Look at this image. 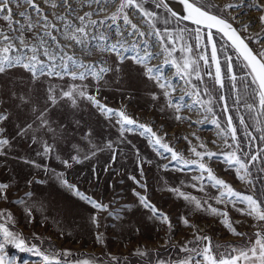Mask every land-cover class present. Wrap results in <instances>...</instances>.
Segmentation results:
<instances>
[{"label": "snow or ice", "instance_id": "obj_1", "mask_svg": "<svg viewBox=\"0 0 264 264\" xmlns=\"http://www.w3.org/2000/svg\"><path fill=\"white\" fill-rule=\"evenodd\" d=\"M156 60L161 63L154 64ZM166 67L174 69L172 76ZM133 73L150 82L152 107L162 115L167 113L189 128L212 124L223 146L220 151L211 150L193 131L181 137L190 153L186 156L167 139L163 125L135 117L125 103L110 106L102 90L114 87L131 102L133 95L126 88ZM177 79L183 82L179 96L175 95ZM87 109L116 129L115 139H96L95 129L82 118L74 120L71 130L59 120L61 115L76 116ZM185 112L202 114V118L192 120ZM70 133H80L86 147L72 142ZM131 135L146 140L156 157L167 161L156 165L163 172L195 169L198 174L191 176L187 186L200 193L210 187L216 194L201 198L183 190L184 180L170 185L161 177L160 190L184 201L187 208L174 223L150 199L145 165L154 162L141 154ZM25 141L35 158L16 153V145ZM63 143L70 145L64 154ZM104 153L108 159L102 171L116 175L121 171L113 166L132 159L139 178L127 173V179L135 185L131 191L137 205L158 231H164L159 247L137 243L127 255L108 250L102 229L109 225L102 214L122 220L132 205L114 209V200L104 203L81 191L68 175L74 165L98 161ZM9 158L28 167L24 177L28 190L13 198L19 184L10 175L0 180V203L19 206L28 224L41 213L43 226L49 217L33 188L54 179L90 209L87 223L103 251L97 256L58 249L35 232L31 240L36 242L30 243L16 230L18 220L11 208L2 207L0 264H17L8 246L38 257L40 264H264V0H0V163L5 168ZM52 160L64 170L52 168L48 163ZM214 160L234 172L248 191H239L219 177L210 163ZM91 173L98 182L97 163ZM40 174L47 178H39ZM230 209L243 219L233 220ZM197 214L217 219L238 241L215 240L195 221ZM54 222L63 236V226ZM178 225L191 235L176 240ZM45 243L47 248L42 247ZM172 250L175 255L166 254Z\"/></svg>", "mask_w": 264, "mask_h": 264}, {"label": "rangeland", "instance_id": "obj_2", "mask_svg": "<svg viewBox=\"0 0 264 264\" xmlns=\"http://www.w3.org/2000/svg\"><path fill=\"white\" fill-rule=\"evenodd\" d=\"M218 2L223 3V0H218ZM245 18L247 19V16H245ZM156 61H153V63L157 65L161 63V60ZM165 72L169 76H172L174 69L166 67ZM205 80L211 85L212 82L208 80L207 77H205ZM175 83L177 85V92L175 95L179 96L181 94L180 89L183 87V82L177 79ZM150 89V82L139 78L133 73L132 77L127 81L126 88V90L130 91L133 95L131 102L125 99L114 87L104 88L102 90V95L107 97V102L112 107H119L121 103H125L128 106V111L135 117H138L142 121H154L157 127L163 125V132H167L168 134L167 139L178 149L184 151L186 156L190 155V153L187 152L186 142L181 139V137L189 135L193 131L208 144L211 150L220 151L223 146L220 144L219 138L217 137V129L212 124L206 122L203 125L197 124L189 128L187 123H177L171 119L167 113L162 115L158 110L152 107V102L148 95ZM224 91L228 94V89ZM187 99L186 97V101ZM229 103H231V100ZM216 111L221 115V119H223V114L219 105H217ZM184 114L190 115L192 120L202 118V114L196 112H185ZM233 115L235 116L236 114L233 113ZM53 117L57 118L55 113ZM76 118H82L83 121L91 123L92 127L95 129L96 139H115L117 136L116 129L108 127L104 119L97 115L94 110L87 109L83 113H78L76 116L70 114L59 116L60 122L67 124L70 130ZM82 131L83 129L80 130L81 133ZM70 135L72 142L79 143L82 147H86V142L80 140V133H70ZM129 139L140 149L143 156L153 160L154 163L152 165H145V173L149 185V196L157 207L167 212L173 218L174 223L176 222L177 216L186 212L187 208L184 201L175 198L167 191L160 190L163 185L161 177L166 179L170 185H179V182L184 180L186 187L183 190L191 192L193 195L201 198L205 197L206 194L208 196L216 194V190L210 187L206 189V193H200L190 186H187L190 183L191 176L198 174L195 169L186 170L184 173L176 171L163 172L156 165L166 163L167 161L160 160L156 157L146 140L137 135H131ZM214 140L217 141V144L212 143ZM193 143H196V141L193 140ZM69 148V144L63 143L61 145L62 154L67 153ZM15 151L20 155H33V158H35L34 153L28 148V142L26 141L18 143ZM125 151L129 150L125 149ZM107 159L108 154L104 153L99 156L98 161H85L83 164L74 165L73 169L68 170V175L72 182L78 184L81 191H85L87 194L102 200L104 203L114 200L115 202L111 205L114 209H120L123 205H132L130 210H126L122 214V220L113 221L112 218L107 217L106 214H102L104 223L109 225L106 229H102L106 232L108 250L113 253H123L127 255L129 250L137 243L145 244L152 248L159 247L163 242L164 231L162 228L158 231V226L148 220L145 211L137 205L136 197L133 196L131 191L135 185L127 179V173L136 174L139 178L132 159L120 160L118 164L113 166L114 168L120 169V175H116L111 172V170L109 172L102 171L103 165ZM48 163L57 171L64 170L63 166L56 160L48 161ZM93 163H97V173L99 175L98 182L92 179L91 168ZM210 163L216 171V174L232 184L235 189L239 191H248L247 187L235 178L234 172L225 170V165L221 162L214 160ZM122 164L125 165V167L121 169ZM28 172L29 169L27 166L11 158H9L6 168L3 163H0V180H6L10 175L14 174L15 180L19 184V191L13 190V198L17 195L22 196L24 192L28 190L24 186V177ZM33 174L36 173L34 172ZM39 178L46 179L47 177L40 174ZM121 179L124 180L122 184L119 183ZM137 190L142 191L138 188ZM33 191L36 199L44 203L45 213L49 217V220L41 226L40 221L43 219V215L38 212L36 214V221L32 224H28L19 206L0 203V208L9 207L16 216L18 220L16 230L22 231L24 236L29 238L30 243L36 242L31 240L32 233L35 232L44 237L45 240H50L58 249H71L73 252H83L86 254H95L97 256L101 255L103 248L101 245L95 243V230L91 229L87 223V216L90 209H88L86 205L62 189L54 179L49 180L46 185H35ZM210 202L214 203V201ZM229 214L233 220L243 219L234 210L230 209ZM193 218L207 234L211 235L220 243H236L239 239L232 236L224 226L213 217L206 214H197ZM54 221H59L63 226V236L60 235L61 229L57 227ZM136 228L140 229L138 234L135 232ZM238 230L251 231L248 227H238ZM190 235V230L184 229L182 226L178 225V231L175 233L176 240H181ZM125 244H127V247H125ZM42 247L47 248L48 244L45 243ZM7 252L10 256L17 258V264H25V262H27V264H40L38 257L29 253L20 252L14 247L8 246ZM162 254H164V250ZM166 254L175 255L176 253L175 250H172ZM133 260H135V258H133Z\"/></svg>", "mask_w": 264, "mask_h": 264}, {"label": "bare ground", "instance_id": "obj_3", "mask_svg": "<svg viewBox=\"0 0 264 264\" xmlns=\"http://www.w3.org/2000/svg\"><path fill=\"white\" fill-rule=\"evenodd\" d=\"M243 19H245L246 20V18L245 17H243ZM157 62V61H156ZM195 118V117H194Z\"/></svg>", "mask_w": 264, "mask_h": 264}, {"label": "trees", "instance_id": "obj_4", "mask_svg": "<svg viewBox=\"0 0 264 264\" xmlns=\"http://www.w3.org/2000/svg\"><path fill=\"white\" fill-rule=\"evenodd\" d=\"M161 251H163V249Z\"/></svg>", "mask_w": 264, "mask_h": 264}]
</instances>
